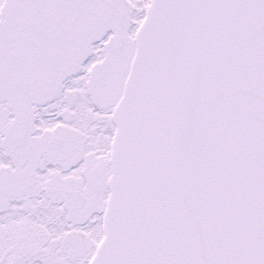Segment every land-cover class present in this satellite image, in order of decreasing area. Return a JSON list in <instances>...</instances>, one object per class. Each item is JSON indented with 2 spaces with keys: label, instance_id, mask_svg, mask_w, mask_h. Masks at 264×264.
Masks as SVG:
<instances>
[{
  "label": "snow or ice",
  "instance_id": "6c2138e0",
  "mask_svg": "<svg viewBox=\"0 0 264 264\" xmlns=\"http://www.w3.org/2000/svg\"><path fill=\"white\" fill-rule=\"evenodd\" d=\"M0 264H264V0H0Z\"/></svg>",
  "mask_w": 264,
  "mask_h": 264
}]
</instances>
